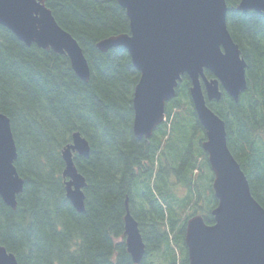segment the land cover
<instances>
[{
    "label": "trees",
    "instance_id": "trees-1",
    "mask_svg": "<svg viewBox=\"0 0 264 264\" xmlns=\"http://www.w3.org/2000/svg\"><path fill=\"white\" fill-rule=\"evenodd\" d=\"M239 2L225 0L226 26L246 63V89L236 102L222 91L207 106L224 122L228 149L264 209V16L238 11ZM45 6L80 46L89 79L76 76L66 55L27 46L0 25V115L10 121L23 180L15 209L0 199V246L17 264H134L125 245L127 206L144 243L138 264H188L186 222L199 215L212 225L217 205L189 79L182 77L152 136L136 138L139 72L125 49L96 48L129 32L125 10L116 0ZM75 133L89 146L87 157L73 154L85 180L82 212L67 200L62 176V151ZM203 172L212 176L205 190Z\"/></svg>",
    "mask_w": 264,
    "mask_h": 264
},
{
    "label": "water",
    "instance_id": "water-1",
    "mask_svg": "<svg viewBox=\"0 0 264 264\" xmlns=\"http://www.w3.org/2000/svg\"><path fill=\"white\" fill-rule=\"evenodd\" d=\"M125 10L129 32L96 43L101 52L121 47L127 51L139 79L132 98V132L148 139L164 121L165 105L176 94L185 75L193 110L205 133L201 148L213 174L212 190L217 201L211 211L214 223L200 216L186 222L184 244L188 264H264V209L250 193L248 181L230 153L224 122L207 102H218L224 91L235 102L246 89V63L226 26L225 0H116ZM46 0H0V25L25 45L66 55L76 76L89 79V67L76 40L55 22ZM237 10L264 16V0H240ZM205 72L213 78L207 79ZM87 157L89 146L78 133L62 151V176L66 198L77 212L84 210V178L72 155ZM10 121L0 115V199L15 209L23 180ZM126 250L134 264L144 254L137 222L126 206ZM0 264H17L0 246Z\"/></svg>",
    "mask_w": 264,
    "mask_h": 264
},
{
    "label": "rangeland",
    "instance_id": "rangeland-1",
    "mask_svg": "<svg viewBox=\"0 0 264 264\" xmlns=\"http://www.w3.org/2000/svg\"><path fill=\"white\" fill-rule=\"evenodd\" d=\"M201 177H202L201 179L204 181V182H202L203 190H205V188H207L208 185H210L209 183L212 180V176H211L210 172H209V174L203 172ZM196 182L198 183L199 186H201V183L198 182V180H196Z\"/></svg>",
    "mask_w": 264,
    "mask_h": 264
},
{
    "label": "bare ground",
    "instance_id": "bare-ground-1",
    "mask_svg": "<svg viewBox=\"0 0 264 264\" xmlns=\"http://www.w3.org/2000/svg\"><path fill=\"white\" fill-rule=\"evenodd\" d=\"M213 112V111H212ZM214 113V112H213ZM164 120H165V117H164ZM164 122V121H163Z\"/></svg>",
    "mask_w": 264,
    "mask_h": 264
}]
</instances>
